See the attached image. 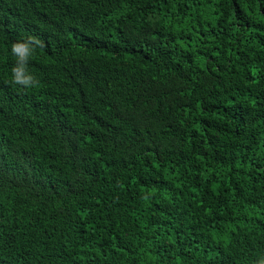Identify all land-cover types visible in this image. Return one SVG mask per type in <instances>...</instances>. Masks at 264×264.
<instances>
[{"label":"trees","instance_id":"trees-1","mask_svg":"<svg viewBox=\"0 0 264 264\" xmlns=\"http://www.w3.org/2000/svg\"><path fill=\"white\" fill-rule=\"evenodd\" d=\"M260 258L264 0H0V264Z\"/></svg>","mask_w":264,"mask_h":264},{"label":"clouds","instance_id":"clouds-1","mask_svg":"<svg viewBox=\"0 0 264 264\" xmlns=\"http://www.w3.org/2000/svg\"><path fill=\"white\" fill-rule=\"evenodd\" d=\"M43 47V41L36 36L29 35L11 44L10 52L15 58L11 68L12 82L27 90L39 86L40 81L29 71V62L38 48ZM256 264H264L260 258Z\"/></svg>","mask_w":264,"mask_h":264}]
</instances>
